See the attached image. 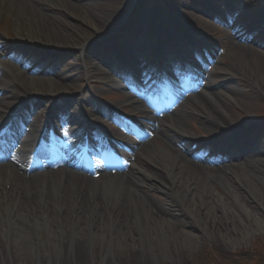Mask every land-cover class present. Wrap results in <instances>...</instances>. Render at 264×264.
Segmentation results:
<instances>
[{"label": "rangeland", "instance_id": "374dc122", "mask_svg": "<svg viewBox=\"0 0 264 264\" xmlns=\"http://www.w3.org/2000/svg\"><path fill=\"white\" fill-rule=\"evenodd\" d=\"M48 1L52 5H50L51 7L57 5L56 0ZM79 1L95 2L89 8L96 11L100 9V3L122 5V7L125 6V9L127 7L128 16L125 18V25L112 38H110L112 33L110 36L109 33L106 36L91 33L88 22L84 19L85 16H88L85 14L87 3H83L84 7L76 10L78 11L77 15L63 11L59 13L60 16L63 13V18L68 23V26L64 25L63 27H74L71 34H77V36L73 35L76 44L25 49L18 46V43L25 44V42L19 41L15 35L10 16H0L3 56L11 54L17 60V62L11 60V66L17 67L23 72H26L25 70L28 68L42 72V78L40 77L36 84L46 91L45 94H33L32 98L26 101L11 95V88H0V107L6 113L10 112L9 115L14 113L20 116L24 122L25 133H29L33 128L35 136L38 131L42 130L48 119H51L54 113L62 107L66 110L63 113H66L67 116L74 110V113L82 120L86 118L85 109L98 113L112 110L121 113L125 118L119 119L120 117L115 116L114 123H107L106 119L109 120V116H107L103 119L102 124L95 122V129L109 131L110 135L121 140L128 139L127 143L131 144L139 153L144 150L152 151V147L161 144H169L190 159L189 162H193V166L197 164L199 171L201 168L202 170L203 168L212 170L220 164L227 165L229 163L231 166H235L238 161H247L251 165L252 174L248 175L246 182L240 178L232 177L234 168L227 171L226 175L230 178L229 182L233 190L237 191L239 203L255 214L263 225L264 164L261 163L264 162V149L257 150L256 148L257 155H254L255 152L252 154L249 148L243 149V146L248 145L247 141L251 137V142L256 146L264 147V87L259 88L256 85L259 77H264L260 68H264V0H235L234 2L221 0L222 2L219 3H214L213 0ZM226 3H228L227 7ZM51 7L47 9L48 12H51ZM249 11L252 12L251 16L241 17L242 14ZM136 23H139L137 27H135ZM245 23L250 26L256 25L252 33L243 29ZM88 36H91L94 42L83 49L85 41L83 42L81 37ZM242 36L247 40L243 41ZM141 40L144 41V44L139 53L131 54L126 50L120 52V49L124 47L123 41L141 42ZM127 44L129 46V43ZM119 47L121 48L119 49ZM194 52L198 55H191ZM193 56L195 57L193 58ZM105 58H109L114 63L120 61L128 63L134 69L128 67L127 72L131 76L134 71L141 78L149 76L152 71L161 74L158 79L159 87L165 91L170 88L168 79L182 82L178 85L183 88L180 100H177L176 103L165 101L169 106H164V111H157L158 117L162 114V117L168 120L165 126L158 127L161 133L156 134L136 125L137 122L142 123V118L145 115L140 109L145 108L144 111H147L145 97L151 94L150 89L154 79L150 82L143 81L142 84L146 87L141 86L140 90L137 86L130 89L120 86L125 83L119 82L115 72L104 68L102 62L99 61V59L105 60ZM84 59L94 61L96 66L107 70L106 78L96 75L90 78L84 70ZM181 59H186L188 62L185 64ZM173 60L175 61L172 62ZM170 61L173 66L171 73H168L164 66ZM257 64L259 65L257 66ZM180 65L183 66V70L179 69ZM113 70L126 72L121 68ZM36 74L38 73L33 75L36 76ZM151 77L154 76L151 74L149 78ZM44 78L62 79V85L69 84V95H72L73 100L65 105L63 101H67L69 96L61 97L62 94H59L56 89L50 88V83ZM261 83L264 86V81ZM159 87L158 90H160ZM127 89L133 92L134 99L127 98ZM205 93H210L217 101H224L225 93H233L238 98V100L225 103L228 105V113L222 115L221 122L224 125L221 129H214L209 125V118L204 114L203 107L196 102H202L211 114L218 118V113L207 104ZM84 98H88L86 103L88 106L82 102ZM134 101L138 102L137 107V104H132ZM151 111L154 112V110ZM120 121L134 123L142 140L121 132ZM174 121L194 138L181 140L174 137L171 128H169L170 123L172 124ZM73 129V125L69 124L67 128L61 127L56 130L59 146L65 141L66 133ZM6 142L7 140L4 139L2 146L0 143V151H5ZM69 146L71 147L72 143ZM229 149L231 154L229 153V157H226L225 152ZM135 150H132L133 156H129L130 162L135 159L134 162L142 163ZM255 157L257 159L253 161ZM146 167L159 168L160 165L155 161L151 164L149 160ZM160 170L162 172V168ZM199 171L193 172L189 178L195 184L192 186L191 194L202 195L209 199L215 192L220 193L223 196V204L227 205L230 211L224 210L226 208L216 202L214 210H210L206 214L202 213L199 218L193 220V224H189L191 219L183 221L180 216H177L183 229L196 237L197 244L189 250L185 246L180 254L173 252L161 256L142 253L141 257H145L148 264H264V227L258 230L253 227L254 237L250 240V236H247L245 238L246 241L249 240L247 244L240 243L243 244L244 248L242 249L238 244L232 246L223 242L219 234L214 235L217 232L224 234L230 226L236 232L238 231V234H242L244 224L252 222L245 220L246 217L242 211L236 210L239 207L238 201L235 204L233 197L228 195V192L225 193L219 185L210 187L208 191L202 190L198 183V178H202L201 171ZM186 174L189 175L188 172ZM210 174L214 175V173ZM249 186L251 191L248 189ZM139 191L152 200L157 209L160 211L162 209L163 213L170 216L178 215L175 206L164 192L151 189L147 184L142 185ZM259 202H262L263 206L258 204ZM70 222L73 224L71 219ZM89 232L90 227L84 228L81 233L88 234ZM104 234L106 240L115 237L114 234L109 233L108 229L102 234L103 237ZM86 238L87 244L91 246L90 242L94 241L95 236L92 238L86 235ZM211 240L220 242L223 248L219 243L221 250L214 251L209 246ZM250 243L253 245L248 250L247 246ZM89 252L90 250L85 251V253ZM109 254L111 255V251L108 250L104 252L102 260L89 264H105L110 257ZM22 255L23 252L8 251L4 254L5 257L0 259V264H20L19 257ZM28 255H26L27 260H30ZM50 256H52L50 260L44 263L40 260L37 262L32 258L33 262L27 261L28 263L24 264H52L51 259L57 261L60 258L59 253Z\"/></svg>", "mask_w": 264, "mask_h": 264}, {"label": "bare ground", "instance_id": "6f19581e", "mask_svg": "<svg viewBox=\"0 0 264 264\" xmlns=\"http://www.w3.org/2000/svg\"><path fill=\"white\" fill-rule=\"evenodd\" d=\"M56 2L57 5L51 7L48 0H0V16H10L15 35L19 41H24L26 44L22 43L19 46L29 49L76 44L73 35L77 36V34H71L74 27H63L68 26V23L63 18V13L61 16L59 13L63 11L77 15L76 10L84 7L83 3H87L85 14L88 15H84V19L88 22L91 33H98L99 36H106L108 33L110 36L112 33L110 38L114 37L125 25V18L128 15L127 7L125 9L122 5L100 3V5L97 4L100 9L96 11L89 8L91 4H95L93 1L56 0ZM49 7L52 8L51 12L47 11ZM137 25L139 23H136L135 27ZM255 26L245 23L243 29L252 33ZM90 38L91 36L81 37L83 42L85 41L83 49L94 42V39ZM241 38H244L243 41L247 40L244 36ZM1 39L0 37V88H11V95L26 101H29L33 94H45L46 91L36 84L40 77L42 78V72L29 68L23 72L11 66L10 61L17 62V60L12 55L3 58ZM143 44V40L141 42L123 41L124 47L119 49L121 48V52L129 51L131 48L129 53H139L142 51ZM99 61L110 71L120 67L125 69L127 65L124 61L114 63L109 58L99 59ZM84 64V70L90 78L95 75L106 78L108 71L96 66L94 61L84 59ZM260 68L264 73V68ZM35 73H38L37 77L33 75ZM44 80L50 83V88L62 94L61 97L69 96L67 101H63L65 105L73 100L72 95H69V84L62 85V79L44 78ZM263 81L264 77H259L256 85L263 88L261 83ZM205 94L207 104L218 113V118L212 115L202 102H196L203 107L204 114L209 118V125L214 129H221L224 125L221 122L222 115L228 113V105L225 103L238 98L233 93H225L224 101H217L210 93ZM87 101L88 98L82 100L85 104ZM132 104L134 105L133 102ZM65 111L62 107L53 116L52 113L50 114V117L52 116L49 121L51 131L48 130L45 134L47 141L51 142L48 136L55 133L56 128L67 124L72 123L75 127L83 124L85 127L95 122H102L101 112H90L85 109L86 118L82 120L74 113V110L69 112L68 116L63 113ZM146 117L149 121L154 120L152 119L154 116ZM11 119L12 117L0 107V139L7 136L10 129L12 130L13 121H9ZM158 122L160 126H165L168 120L161 118ZM169 128L173 136L178 139L194 138L176 121L170 123ZM155 133L161 132L157 129ZM46 140L38 136L34 137L32 132L28 136L23 134L18 140L17 148L10 155L0 154V259L5 257L6 252L12 250L23 252V255L19 257L20 264L33 262L32 258L44 263L50 260L52 257L50 255L56 253H59L60 258L57 261L51 259L52 264H89L102 260L104 252L109 250L111 255L109 254L110 257L105 264H148L145 257H141L142 253L161 256L173 252L180 254L185 246L189 250L197 244L196 237L183 229L177 216H180L183 221L191 219L189 224H193V220L199 218L202 213L206 214L214 210L216 202L226 208L224 210L230 211L229 207L223 204V196L220 193L215 192L209 199L202 195L191 194L192 186L195 184L189 178L193 172L199 171L198 165L193 166L194 163L189 162L190 159L169 144L152 147V151L144 149L141 153L135 151L142 163L131 162L127 171L119 174L109 171L106 166L102 167V175L95 179L91 171L83 164L78 165L73 159H62L59 150L56 152ZM247 143L248 145L243 144V149L249 148L250 153L255 152L254 155H257L256 148L264 149L262 145L256 146L251 142V137ZM229 153L231 154L230 149L225 152L226 157H229ZM256 159L257 157L253 161ZM149 160L151 164L155 161L160 167H146ZM31 162L33 166L29 170L28 165ZM255 166L258 168L257 165ZM231 168H234L232 177L247 181L251 173V165L247 161H238L235 166L228 163L220 164L212 170L201 168L202 178H198V183L204 191L219 185L225 193L228 192L227 194L233 197L235 204L238 201L239 207L236 210L242 211L246 217L245 220L252 222L244 224L242 234H238L239 232L231 226L224 234L213 232L214 235L219 234L223 242L233 246L248 242L249 240L245 239L247 236H250L251 240L254 237L253 227L258 230L263 228L264 224L262 225V221L255 214L239 203L237 191L233 190L229 182L230 178L226 175ZM36 169L38 170L34 171ZM187 172L189 175L186 174ZM210 173L214 175L211 176ZM144 184L151 189L164 192L175 206L178 215L170 216L163 213L162 209L161 211L157 209L152 200L140 193L139 189ZM248 189L250 190V186ZM258 204L263 206L262 202ZM88 226L90 232L81 233L84 228H89ZM107 229L110 234L115 235L111 240H106L105 234L104 237L102 235L104 231L107 232ZM86 235L92 238L95 236L94 244L90 242L91 246L87 244ZM219 243L211 240L209 246L214 251H220L219 246L221 245V248L223 246ZM252 245L253 243L248 244V250ZM83 250H90V252L85 253ZM26 255L31 259L27 260Z\"/></svg>", "mask_w": 264, "mask_h": 264}, {"label": "flooded vegetation", "instance_id": "af4514ba", "mask_svg": "<svg viewBox=\"0 0 264 264\" xmlns=\"http://www.w3.org/2000/svg\"><path fill=\"white\" fill-rule=\"evenodd\" d=\"M246 244H247V242H246ZM248 247V246H247ZM242 248H244L242 245H240V249H242ZM246 250V249H245Z\"/></svg>", "mask_w": 264, "mask_h": 264}]
</instances>
